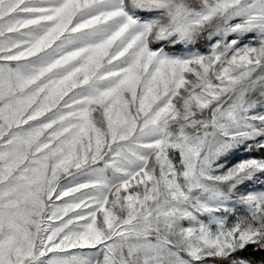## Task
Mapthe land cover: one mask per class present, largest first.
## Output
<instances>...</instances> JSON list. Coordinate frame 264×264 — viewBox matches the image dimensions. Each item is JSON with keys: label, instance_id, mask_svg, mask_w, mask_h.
<instances>
[{"label": "snow or ice", "instance_id": "1", "mask_svg": "<svg viewBox=\"0 0 264 264\" xmlns=\"http://www.w3.org/2000/svg\"><path fill=\"white\" fill-rule=\"evenodd\" d=\"M0 264H264V0H0Z\"/></svg>", "mask_w": 264, "mask_h": 264}]
</instances>
